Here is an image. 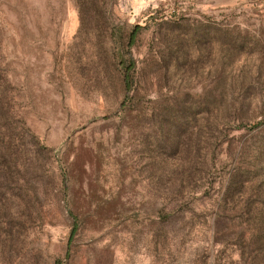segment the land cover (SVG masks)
<instances>
[{"label":"rangeland","instance_id":"obj_1","mask_svg":"<svg viewBox=\"0 0 264 264\" xmlns=\"http://www.w3.org/2000/svg\"><path fill=\"white\" fill-rule=\"evenodd\" d=\"M0 87V264H264V0H0Z\"/></svg>","mask_w":264,"mask_h":264},{"label":"trees","instance_id":"obj_2","mask_svg":"<svg viewBox=\"0 0 264 264\" xmlns=\"http://www.w3.org/2000/svg\"><path fill=\"white\" fill-rule=\"evenodd\" d=\"M145 27L136 26L134 27L128 35L123 34V31L119 32V39L115 42L116 48H109V54L111 53V58L114 61L116 70L120 73L121 81L124 85V90L128 95L134 93V83L137 74V62L132 57V51L134 47L138 44L139 37L144 31ZM221 30L217 31L218 37H222ZM226 43H232L233 40H228L225 38ZM231 46H229L230 48ZM4 91L0 87V211L2 209V200L4 198L2 190L7 187V183L10 182V161L6 160V156L15 159L16 157L22 156L26 153L23 150V145L21 144L22 137L14 133V129L10 120L12 117L10 113L12 112L13 106L10 101L4 96ZM124 107L128 105V100L123 103ZM21 167V164H19ZM3 180V182H2ZM180 207H171V220L176 219ZM261 215V220L256 226L257 234H264V211L259 213Z\"/></svg>","mask_w":264,"mask_h":264}]
</instances>
